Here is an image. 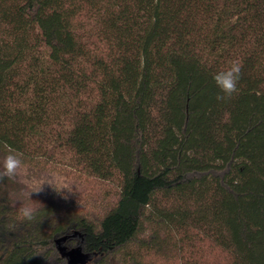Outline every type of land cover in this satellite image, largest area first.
<instances>
[{
    "label": "trees",
    "instance_id": "1",
    "mask_svg": "<svg viewBox=\"0 0 264 264\" xmlns=\"http://www.w3.org/2000/svg\"><path fill=\"white\" fill-rule=\"evenodd\" d=\"M232 61L238 92L217 100ZM6 146L116 200L26 222L0 181V264H216L206 247L264 264V0H0Z\"/></svg>",
    "mask_w": 264,
    "mask_h": 264
},
{
    "label": "rangeland",
    "instance_id": "2",
    "mask_svg": "<svg viewBox=\"0 0 264 264\" xmlns=\"http://www.w3.org/2000/svg\"><path fill=\"white\" fill-rule=\"evenodd\" d=\"M5 154L0 155V163H2ZM21 157L27 166L26 173L9 179L10 184L7 187L16 210L25 204L32 203L28 199L27 193L33 187H38L41 182H46L43 184L42 190L31 194L32 200L42 204L37 205L39 208L49 202H55L65 209H73L94 218L100 216L104 209L110 207L116 200V187L114 184L101 183L92 179L86 181L74 167L67 164L68 162L63 165L62 162L53 160L48 162L44 158H40L39 161H31L22 155ZM67 160L68 158H66ZM56 161H59V158ZM33 181L36 183L33 184ZM49 183L62 189V191L57 192ZM150 232L151 228L147 231V235ZM205 251L207 261L211 262L214 259L216 264H227L226 257L223 255L217 253L215 254L216 257H212L210 249L206 247ZM119 261L120 259L110 262V264H123ZM145 262L146 264H175L168 259L163 260V258L155 257L153 254L146 258Z\"/></svg>",
    "mask_w": 264,
    "mask_h": 264
},
{
    "label": "clouds",
    "instance_id": "3",
    "mask_svg": "<svg viewBox=\"0 0 264 264\" xmlns=\"http://www.w3.org/2000/svg\"><path fill=\"white\" fill-rule=\"evenodd\" d=\"M241 67L239 61H232L226 69L218 71L213 75L215 85L219 89V93L216 97L217 100L230 99L238 92L237 85L240 80ZM26 167L27 166L21 155L16 150L6 146V154L2 163H0V181H3L6 178L13 179L18 175L25 174ZM32 183L35 184L36 182L33 181ZM44 183L46 182H41L38 187H33L28 191L27 196L32 203L25 204L18 209V217L21 221L31 222L36 219L39 212V207H37V205L42 204L38 201L32 200L31 194L40 192ZM54 188L57 192L62 191L60 188Z\"/></svg>",
    "mask_w": 264,
    "mask_h": 264
},
{
    "label": "water",
    "instance_id": "4",
    "mask_svg": "<svg viewBox=\"0 0 264 264\" xmlns=\"http://www.w3.org/2000/svg\"><path fill=\"white\" fill-rule=\"evenodd\" d=\"M78 250V251H76ZM73 250L69 255V264H86L88 257L87 255L81 250V249H76ZM76 251V253H75Z\"/></svg>",
    "mask_w": 264,
    "mask_h": 264
}]
</instances>
